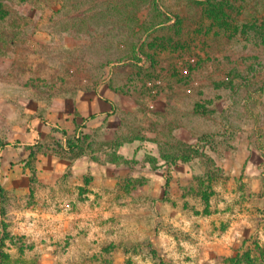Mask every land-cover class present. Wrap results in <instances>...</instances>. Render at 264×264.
I'll return each mask as SVG.
<instances>
[{
	"label": "rangeland",
	"instance_id": "374dc122",
	"mask_svg": "<svg viewBox=\"0 0 264 264\" xmlns=\"http://www.w3.org/2000/svg\"><path fill=\"white\" fill-rule=\"evenodd\" d=\"M0 263L264 264V0H0Z\"/></svg>",
	"mask_w": 264,
	"mask_h": 264
},
{
	"label": "crops",
	"instance_id": "0c3cea01",
	"mask_svg": "<svg viewBox=\"0 0 264 264\" xmlns=\"http://www.w3.org/2000/svg\"><path fill=\"white\" fill-rule=\"evenodd\" d=\"M120 96L119 92L114 90L107 81H103L92 90L80 91L76 99L75 110L69 112V114L72 115L70 120H64L65 113L60 116V118L66 121V123L61 126V130L55 131L58 135L60 134L63 137V141L60 144L61 149L66 154V158L68 159V162H71L73 168L79 169V171H84L85 168H80L83 165L82 162L87 163L88 161H91L94 164L96 161L91 158L93 154H76L75 148L68 147V139L76 141L77 144H79L80 141L78 140V137L81 134L99 131V129L105 124L107 118V122H111L112 117L116 114V105L119 102L118 100ZM33 120H35V124L39 125V128L37 130L32 128L30 131H33L34 134L37 135V139L49 137V134L55 132L52 128L59 126L57 123L58 121L50 124L42 116H39V118L36 117ZM81 130H83V132H81ZM32 147L37 148L36 145H32ZM31 149L32 148L29 149V153ZM38 156L39 153L37 158Z\"/></svg>",
	"mask_w": 264,
	"mask_h": 264
},
{
	"label": "trees",
	"instance_id": "16d2710c",
	"mask_svg": "<svg viewBox=\"0 0 264 264\" xmlns=\"http://www.w3.org/2000/svg\"><path fill=\"white\" fill-rule=\"evenodd\" d=\"M67 145H68V147L69 148H75V153L76 154H81V153H83V148H81L80 146H79V144H77V142L76 141H72L71 139H68V141H67ZM37 155H38V150H37V148H35V147H32V149H31V151H30V154H29V159L32 161H34V160H36L37 159ZM176 160H179L178 159V157L176 158ZM0 264H4V263H0Z\"/></svg>",
	"mask_w": 264,
	"mask_h": 264
}]
</instances>
